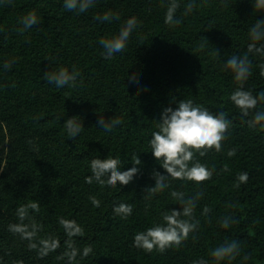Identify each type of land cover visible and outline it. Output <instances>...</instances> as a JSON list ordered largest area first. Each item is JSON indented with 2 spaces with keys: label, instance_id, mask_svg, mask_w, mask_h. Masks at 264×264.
Segmentation results:
<instances>
[{
  "label": "trees",
  "instance_id": "trees-1",
  "mask_svg": "<svg viewBox=\"0 0 264 264\" xmlns=\"http://www.w3.org/2000/svg\"><path fill=\"white\" fill-rule=\"evenodd\" d=\"M167 2L95 0L85 13L65 9L64 0L0 3V166H5L0 171V264H68L66 256L60 258L69 251L61 218L82 228V236L71 238L78 253L93 250L85 258L78 254L73 264H194L211 261V249L231 240L240 243V255L224 264H264V126L251 125L254 115L242 116L232 103L230 95L241 82L223 68L228 56L248 55L252 74L243 87L254 95L264 91V57L247 52L249 29L264 20V11H255L252 0H197L185 15L189 0H179L176 16L182 23L172 27L165 23ZM109 11L120 19L95 18ZM32 12L39 23L21 32L20 21ZM129 21H134V35L122 58L106 57L99 41L117 36ZM13 59L10 69L3 68ZM60 67L78 70L74 86L47 83L44 74ZM129 84L139 86V95L128 92ZM183 99L223 111L231 125L220 151L196 153L213 169L210 179L171 178L167 189L149 196L153 171H166L149 140L163 110ZM258 110H264V102L252 113ZM74 116L83 118L85 130L69 139L64 123ZM107 126L120 131L102 144L98 127ZM230 150L235 154L229 156ZM133 156L140 157L141 172L128 185L85 182L93 159L119 158L121 170H127ZM243 172L249 179L240 183ZM173 191L185 197L202 194L193 213L196 230L164 251L135 247L136 233L160 223L163 212L180 210ZM93 198L99 207L91 204ZM32 201L40 207L29 210L30 218L41 229L30 241L8 226L19 223L18 207ZM119 203L133 206L127 219L113 212ZM225 216L235 221L229 229L220 226ZM49 237L59 247L41 256L40 241Z\"/></svg>",
  "mask_w": 264,
  "mask_h": 264
},
{
  "label": "clouds",
  "instance_id": "clouds-1",
  "mask_svg": "<svg viewBox=\"0 0 264 264\" xmlns=\"http://www.w3.org/2000/svg\"><path fill=\"white\" fill-rule=\"evenodd\" d=\"M3 0H0L2 3ZM255 11H264V0H252ZM95 0H64L63 7L69 11L77 13H85L94 7ZM197 6V0H189L185 8V15L194 10ZM180 7L179 0H168L165 15V23L175 27L182 23V20L176 16ZM102 22L118 21L119 14L115 12H106L102 16L95 17ZM22 24L21 32L37 25L39 23L38 16L35 12L24 16L20 21ZM134 21L128 22V27L120 30L117 36L99 41L104 49V55L108 58H122L129 42L133 39ZM249 43L247 52L249 54L264 57V20H256L249 29ZM141 48V47H140ZM139 48V49H140ZM16 61H6L3 68L10 69ZM223 68L230 70L234 79L241 82L238 87L230 95L232 103L240 110L242 116L254 115V119L249 121L251 125L260 124L264 126V110H258L257 105L264 102V91H260L258 95H254L252 91L243 87V82L247 81L252 74V61L248 55L232 54L224 61ZM261 75H264V64L260 65ZM47 83L54 84L58 88L72 87L76 84L79 72L75 67L71 70L67 67H60L54 71H48L44 74ZM128 92L132 95H139L140 88L137 86L133 89L132 85H126ZM177 107H167L163 110L161 118L157 125L158 131L152 133L149 145L152 155L159 161L161 167L166 170L161 173L154 170L152 178L155 180L154 186H149L146 192L149 196L163 192L169 187L171 178H181L189 181L202 182L211 178L213 169L196 159V153L200 156L206 155L207 150L215 149L220 151L222 141L226 139L231 121L227 118L223 111L214 113L206 107L196 105L192 100H180ZM69 139L79 137L85 130L83 118L74 116L68 118L64 123ZM101 130L99 142H108L111 138L118 135L120 129L118 127H98ZM103 144V143H102ZM203 150V151H201ZM235 154L234 150L228 152L229 156ZM132 167L125 170L122 169V161L119 158L93 159L90 162L91 175L85 178V182L89 185L96 183L100 187H109L120 185H128L141 172L142 161L139 156H133ZM3 168L0 166V171ZM249 174L243 172L238 175L237 180L240 183L247 182ZM238 186V185H237ZM172 197L181 206L180 210H169L161 214L162 221L144 231L138 232L133 237L134 246L147 251L154 248L164 251L173 245L179 246L181 242L188 238L189 234L196 230L198 221L193 222V213L196 208L197 201L201 197V193H197L193 197H185L183 192L173 191ZM94 207H99L100 202L95 198L91 199ZM39 203L32 201L18 207L17 216L19 223L10 224L9 231L18 233L22 238L32 240L40 231L41 226L31 220L29 210L39 211ZM113 212L123 219H127L133 212L131 204L119 203L114 206ZM207 213L208 209L205 208ZM29 220V223H25ZM235 221L230 216H225L220 221V226L229 229ZM59 224L64 228L69 240L65 243L69 251L63 253L67 257L68 264H73L77 255L81 258L87 257L93 250L91 247L83 249L82 253H78L75 249L71 238L82 236V228L77 224L76 220L61 218ZM40 255L46 256L50 251H54L59 247V241L53 237L40 241ZM35 248V243L30 245ZM241 246L236 240L225 241L214 247L210 251L211 261L199 259L194 264H224L225 261L235 260L240 255ZM244 260L249 257L245 255Z\"/></svg>",
  "mask_w": 264,
  "mask_h": 264
},
{
  "label": "rangeland",
  "instance_id": "rangeland-1",
  "mask_svg": "<svg viewBox=\"0 0 264 264\" xmlns=\"http://www.w3.org/2000/svg\"><path fill=\"white\" fill-rule=\"evenodd\" d=\"M5 168V166H3V169Z\"/></svg>",
  "mask_w": 264,
  "mask_h": 264
}]
</instances>
